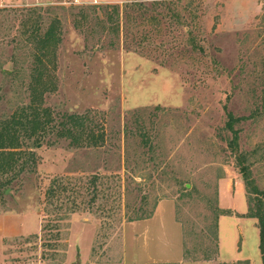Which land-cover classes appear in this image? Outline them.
Wrapping results in <instances>:
<instances>
[{
    "label": "rangeland",
    "instance_id": "1",
    "mask_svg": "<svg viewBox=\"0 0 264 264\" xmlns=\"http://www.w3.org/2000/svg\"><path fill=\"white\" fill-rule=\"evenodd\" d=\"M40 2L0 0V130L31 103L23 23L38 15L61 37L40 108L53 125L87 115L104 140L71 146L54 126L39 147L23 139L0 215L27 225L0 235V264H263L247 213L264 195L240 160L264 191V0Z\"/></svg>",
    "mask_w": 264,
    "mask_h": 264
},
{
    "label": "trees",
    "instance_id": "2",
    "mask_svg": "<svg viewBox=\"0 0 264 264\" xmlns=\"http://www.w3.org/2000/svg\"><path fill=\"white\" fill-rule=\"evenodd\" d=\"M31 10L33 9H30V11ZM31 14L34 15L33 12H31ZM38 22L39 18L37 15L35 18L29 16L23 23L30 28L28 29L29 34L27 36V41L33 43L37 50L34 56V67L32 69V79L30 82L32 97L30 105L25 108L26 110H22L25 111L24 117L21 115L18 118L13 117L6 121L1 127L0 171L2 172L12 171L16 166H19L18 172L22 171L25 168L26 162L19 163V160L23 158L24 153H27L21 149L23 139H32L35 146L39 147L41 146L43 136L40 134L46 133L50 128L53 129V126L57 129V136L68 139L71 146H81L82 144L97 146L104 140V135H102V133L95 134L87 115L76 113L63 114L56 122V127L55 123L54 125L52 124L55 120L51 116L50 110L48 108H40L44 91L47 90L45 86L47 75H49L47 60H50V55L54 56L55 48L61 41V37L60 33L57 31L58 20L50 23L43 33L38 32ZM240 119L241 118L234 117L231 112H228L226 127L233 133L230 144L235 150L238 149V131L234 129V123ZM28 153L29 161L35 163L34 152L28 151ZM242 161L241 159L240 170L246 185L252 188L251 192L264 195V191L259 190L254 185L249 175V168L244 165ZM5 182L9 183L10 179H7ZM4 193L5 188L0 194ZM247 214L257 219L259 249L264 264V201L262 197H256L254 205H250Z\"/></svg>",
    "mask_w": 264,
    "mask_h": 264
},
{
    "label": "crops",
    "instance_id": "3",
    "mask_svg": "<svg viewBox=\"0 0 264 264\" xmlns=\"http://www.w3.org/2000/svg\"><path fill=\"white\" fill-rule=\"evenodd\" d=\"M98 1V0H97ZM99 1H104V2H122L125 0H99ZM158 213V208L156 209L154 215L147 221H150L154 216H157ZM146 221V223H147ZM142 221H136V224L141 223ZM26 225L27 221L24 215L21 214H5V215H0V235L4 236L10 231L12 233H22L24 230H26ZM8 233V234H9ZM117 264H122V263H117ZM149 264V263H148ZM150 264H171L169 262H151ZM176 264H210L204 261H193V260H184L180 259L176 262Z\"/></svg>",
    "mask_w": 264,
    "mask_h": 264
},
{
    "label": "built area",
    "instance_id": "4",
    "mask_svg": "<svg viewBox=\"0 0 264 264\" xmlns=\"http://www.w3.org/2000/svg\"><path fill=\"white\" fill-rule=\"evenodd\" d=\"M145 1L152 2V1H160V0H145ZM39 4H42V3L40 2V0H35L34 5H39Z\"/></svg>",
    "mask_w": 264,
    "mask_h": 264
}]
</instances>
